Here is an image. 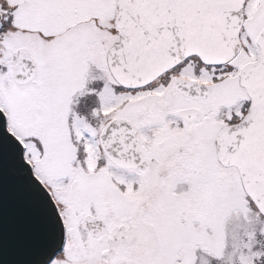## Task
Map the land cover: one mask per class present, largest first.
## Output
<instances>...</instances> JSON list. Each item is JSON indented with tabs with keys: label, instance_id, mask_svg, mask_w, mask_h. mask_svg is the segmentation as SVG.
I'll return each instance as SVG.
<instances>
[{
	"label": "snow or ice",
	"instance_id": "1",
	"mask_svg": "<svg viewBox=\"0 0 264 264\" xmlns=\"http://www.w3.org/2000/svg\"><path fill=\"white\" fill-rule=\"evenodd\" d=\"M0 264H264V0H0Z\"/></svg>",
	"mask_w": 264,
	"mask_h": 264
}]
</instances>
